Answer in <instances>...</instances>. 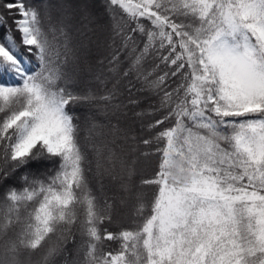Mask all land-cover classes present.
Instances as JSON below:
<instances>
[{
    "label": "snow or ice",
    "instance_id": "obj_1",
    "mask_svg": "<svg viewBox=\"0 0 264 264\" xmlns=\"http://www.w3.org/2000/svg\"><path fill=\"white\" fill-rule=\"evenodd\" d=\"M57 257L264 264V0H0V264Z\"/></svg>",
    "mask_w": 264,
    "mask_h": 264
},
{
    "label": "trees",
    "instance_id": "obj_2",
    "mask_svg": "<svg viewBox=\"0 0 264 264\" xmlns=\"http://www.w3.org/2000/svg\"><path fill=\"white\" fill-rule=\"evenodd\" d=\"M67 3L69 5V11L73 10V8L79 4L81 2V0H51V3L53 4H59V3ZM106 18V17H105ZM106 21H107V18H106ZM81 26L82 27H85V26H92L91 24H88V22L86 20H82L81 22ZM8 82H11V83H15V81H12L9 79ZM76 115L80 117L81 121L84 120V117L85 115H89V116H92L93 113H86L84 112L83 110L81 109H77L76 110ZM95 119H97L98 121H100L101 123L103 122L102 118L99 116V115H95ZM19 175V174H17ZM10 183L12 184V186L14 187H22V182L19 181V179H15V180H12L10 181ZM154 191V189L152 187H149L148 189V194L150 195L151 192ZM120 193L117 191V189L115 188V186H113V190L112 192H109V195H119ZM135 215V208L131 202V200H129L128 204L127 205H121L120 206V209H119V213L118 215L114 216V219H116V223L113 224L112 226V229L110 230H115L116 228H118L121 224H124L127 222L128 218L130 216H133ZM85 239L84 237H82L80 235L79 232H76L75 233V244L76 245H79V243ZM105 247H106V250H115L118 248V243L117 242H105ZM68 248L70 249H74V245L73 243H69L68 245ZM56 260L58 261H62V259L60 257H57ZM62 264V262L60 263Z\"/></svg>",
    "mask_w": 264,
    "mask_h": 264
},
{
    "label": "rangeland",
    "instance_id": "obj_3",
    "mask_svg": "<svg viewBox=\"0 0 264 264\" xmlns=\"http://www.w3.org/2000/svg\"><path fill=\"white\" fill-rule=\"evenodd\" d=\"M100 16H101L100 23H107L106 18H105L104 14H103L102 12L100 13ZM93 26H94V25H92V26H85V27L91 29ZM35 259H37V257L34 256V257H33V260L35 261ZM61 262H62V261H58V260H57V264H60Z\"/></svg>",
    "mask_w": 264,
    "mask_h": 264
}]
</instances>
